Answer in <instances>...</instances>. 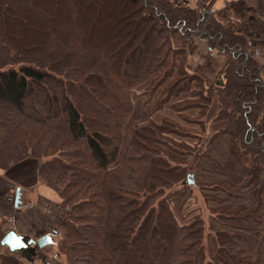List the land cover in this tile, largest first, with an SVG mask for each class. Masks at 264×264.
<instances>
[{"label": "trees", "instance_id": "trees-1", "mask_svg": "<svg viewBox=\"0 0 264 264\" xmlns=\"http://www.w3.org/2000/svg\"><path fill=\"white\" fill-rule=\"evenodd\" d=\"M202 1L210 6L197 11L169 0H0V168L39 159V179L66 207L57 244L66 264H264L260 67L234 24L215 20L213 0ZM173 28L229 53L212 87L221 93L213 119L228 118L229 178L194 183L217 203L211 256L202 215L179 222L165 193L192 170L174 153L195 145L168 135L180 128L139 124L118 156L138 84L148 79L152 94L166 81L158 99L167 102L187 77L200 80L177 60L185 49L171 45ZM201 98L203 116L212 96ZM242 199L251 205L231 202Z\"/></svg>", "mask_w": 264, "mask_h": 264}, {"label": "rangeland", "instance_id": "rangeland-1", "mask_svg": "<svg viewBox=\"0 0 264 264\" xmlns=\"http://www.w3.org/2000/svg\"><path fill=\"white\" fill-rule=\"evenodd\" d=\"M171 2V0H169ZM205 5L210 6L208 1L204 2ZM212 4V3H211ZM187 7V6H186ZM124 17V15H122ZM120 22L124 25L126 29H131L134 25V21L131 19H126L120 17ZM236 27V25L234 24ZM264 28V23H260V25L254 26V30L256 32L262 31ZM177 29V28H173ZM171 31V30H170ZM238 31V30H237ZM253 31V32H255ZM180 32V31H179ZM255 32V33H256ZM239 33V32H238ZM244 41H245V50L249 55L248 51L251 49V45H257L259 41H251L250 43L247 42L245 37L239 33ZM126 36V34H124ZM182 35V34H181ZM187 38V37H186ZM189 38H196V37H189ZM203 39V38H202ZM171 45L172 39L170 37ZM100 41H93L92 45L95 43H99ZM251 44V45H250ZM218 52L225 54V64L221 71L218 73L214 79L211 80L210 84H206L200 76V82L196 79H190L187 77L186 81L188 82L186 87L182 84L181 91L177 95L171 96L167 102H162V97L158 99L161 89L163 91V87L165 82L161 84L159 88H157L152 94L150 92H146L145 86L149 82L147 79L143 83L138 84L135 87V90L132 93V110L128 115L125 124L123 126V139L121 142V147L119 151V159L124 155L126 147L128 146L131 140V133L132 129L135 128L138 132L140 130L136 128L139 124H146L149 121L154 122H167L170 123L174 122L175 127H179L180 133H168V135L172 138L177 139V141H183L185 144H188L190 147L195 145L193 152L190 154H181V155H174L179 157L180 159H184L185 163H187V169H192L188 171L186 177H184V184L180 181L175 183L171 189L166 190L165 193L169 195V205L174 213L175 217L179 222H183L188 217L193 216L195 214H200L203 217L204 222V242L209 249L208 255L211 256L214 254V236L213 231L218 226L217 223L210 217L209 215V206L210 205H217L216 201L208 200L203 197V193L206 194H213L214 192L206 187L201 189L199 186L194 185V183H201L205 182L210 184L212 181H218L219 179H227L229 178V172L226 169V161L228 158V145H229V134L223 132V128L228 123V118L223 117L221 119L214 120L213 118L218 111L220 102V89H215L213 87V82L216 78L224 76V72L226 70V65L228 64L229 53L223 52L217 49ZM254 60V58H252ZM179 63L181 62L182 65H185L188 60V54L184 51L180 54L177 58ZM232 63V61H229ZM188 72V71H187ZM190 73V72H188ZM224 80V77H223ZM169 81V80H168ZM201 83V84H200ZM181 85V84H180ZM203 85V86H201ZM184 87V88H183ZM263 90V89H262ZM164 93V92H163ZM162 93V94H163ZM211 95L212 98L209 102H207L206 110L203 113V116H200V105L204 101L203 96ZM263 95V92H262ZM164 96V94H163ZM264 101V98H263ZM203 105V104H202ZM228 114L231 112L230 108L228 107L226 111ZM223 112V113H224ZM264 116V112L262 114ZM218 121V122H217ZM169 124V123H168ZM221 125V133L216 134V127ZM184 133V134H181ZM186 133V134H185ZM213 147L211 150L210 148ZM210 150L209 152H205V149ZM173 155V154H172ZM216 157L220 162H222L221 167L225 169L226 175H223L222 172L211 163L212 160L210 158ZM38 161L39 167V159L31 157ZM21 161V160H20ZM197 161H200V167L194 168V165ZM14 164V163H13ZM12 165V164H11ZM264 171H262L263 173ZM261 173V175H262ZM57 195V194H56ZM216 195V194H215ZM219 195H224L223 193H219ZM58 196V195H57ZM217 197V196H216ZM60 200V197H58ZM233 203H248L251 205V201L247 200H232ZM62 205V202L60 200ZM63 208H66L62 205ZM62 229H53L49 233V236L53 239L52 243H48L41 248H36V258L35 260H40V264H66L65 256L60 251L58 247V241L61 237ZM23 234V233H22ZM28 235V234H27ZM30 236V235H29ZM39 237V236H38ZM35 237L34 239L38 238ZM33 238V237H32ZM55 241V244H53ZM42 252V254L40 253ZM40 254V255H39ZM53 254H56V258H53ZM42 260V261H41Z\"/></svg>", "mask_w": 264, "mask_h": 264}, {"label": "crops", "instance_id": "crops-1", "mask_svg": "<svg viewBox=\"0 0 264 264\" xmlns=\"http://www.w3.org/2000/svg\"><path fill=\"white\" fill-rule=\"evenodd\" d=\"M171 3L197 11L206 6L202 0H171ZM211 11L221 24H235L236 32L241 33L248 43L260 42L257 45L250 44L248 53L260 67L264 98V28L260 32L254 30V26L264 23V0H213ZM170 37L174 47L184 48L188 54L184 69L203 78L207 85L210 84L223 68L225 54L211 50L205 39L184 37L178 29H171ZM262 109L264 112V102ZM216 129V132L219 131L221 125ZM261 179L264 181V172ZM17 191L20 193L18 203L15 202ZM65 218L66 209L62 207L58 196L38 177L37 160L25 158L4 169L0 168V233L4 235L14 229L17 233L35 238L44 232L60 229ZM39 261L28 262L17 252L0 244V264H40Z\"/></svg>", "mask_w": 264, "mask_h": 264}, {"label": "water", "instance_id": "water-1", "mask_svg": "<svg viewBox=\"0 0 264 264\" xmlns=\"http://www.w3.org/2000/svg\"><path fill=\"white\" fill-rule=\"evenodd\" d=\"M20 193L17 191L15 202L18 203ZM53 239L49 233H45L34 239L27 234L17 233L14 229L8 230L0 239V244L7 247L10 251L17 252L22 258L28 262H33L36 258V248H41L48 243H52Z\"/></svg>", "mask_w": 264, "mask_h": 264}]
</instances>
